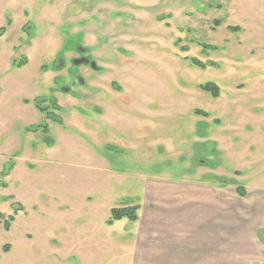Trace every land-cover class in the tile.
I'll list each match as a JSON object with an SVG mask.
<instances>
[{
	"label": "rangeland",
	"instance_id": "374dc122",
	"mask_svg": "<svg viewBox=\"0 0 264 264\" xmlns=\"http://www.w3.org/2000/svg\"><path fill=\"white\" fill-rule=\"evenodd\" d=\"M0 28V264H149L177 226L184 264L264 262V0H0Z\"/></svg>",
	"mask_w": 264,
	"mask_h": 264
},
{
	"label": "crops",
	"instance_id": "0c3cea01",
	"mask_svg": "<svg viewBox=\"0 0 264 264\" xmlns=\"http://www.w3.org/2000/svg\"><path fill=\"white\" fill-rule=\"evenodd\" d=\"M195 198H198L197 202L200 200L201 203H203V197L201 196H195ZM195 202V201H193ZM183 203H186L185 205L180 206L179 212H181L182 216L180 218L181 222L188 224H198L199 221V215L196 211L190 212L189 210V203L188 201L185 202L183 199ZM182 204V203H181ZM200 210V208H197V211ZM199 212V211H198ZM177 213L174 212L173 209L171 210V213ZM264 219V218H262ZM179 228H176V231L174 233H171L170 238H166V244L160 246H155V243L153 244L152 239L150 240L149 244V260L151 261L149 264H184L183 260H186L189 257V253L192 254L190 256L196 257L197 253L196 251H203L205 249V234L203 229L196 228L195 233H193V237L190 238V228L184 227V226H177ZM264 227V226H263ZM178 236L177 238H174L175 236ZM200 236V241H199ZM180 237V238H179ZM157 239L155 238V241ZM170 242V245H169ZM259 247L264 248V243H260ZM264 260V258H263ZM257 263V262H256ZM258 264V263H257ZM264 264V262H262Z\"/></svg>",
	"mask_w": 264,
	"mask_h": 264
},
{
	"label": "trees",
	"instance_id": "16d2710c",
	"mask_svg": "<svg viewBox=\"0 0 264 264\" xmlns=\"http://www.w3.org/2000/svg\"><path fill=\"white\" fill-rule=\"evenodd\" d=\"M230 30H234L233 28H229ZM0 32H4V28H0ZM186 48H183V50H185ZM190 62H192L193 65L195 66H199V67H203L204 64H201L200 62H198L197 60L191 58L190 59ZM25 63V62H24ZM198 88L203 91V92H206L208 93L212 98L216 99L218 98L219 96V88L214 84V83H211V82H208V83H205V84H200L198 86ZM35 107L40 111L42 112L45 117L47 118H52L53 120L57 121V119L55 117H52V115L54 114V111H52L51 109L52 108H49V107H44L43 106V103H42V100H35ZM53 104V102H52ZM54 109H58L56 106L54 107ZM194 114L196 115H199V116H206L207 114L204 112V111H201V110H195L194 111ZM46 124H43L42 125H37L35 127L34 130L38 129L39 127H45ZM12 168V165H10L6 170H10ZM237 192L239 193L240 196H243L245 195V192L243 191V189H241L240 187H237ZM139 209V207H133V208H124V209H113L111 210V218L109 220V223L113 222V221H118V220H121L123 218H127L128 220L134 222L136 219H137V216H136V212L137 210ZM1 217V216H0ZM13 217H10L8 222H7V225H6V229L9 228V225L10 223L13 221Z\"/></svg>",
	"mask_w": 264,
	"mask_h": 264
},
{
	"label": "flooded vegetation",
	"instance_id": "af4514ba",
	"mask_svg": "<svg viewBox=\"0 0 264 264\" xmlns=\"http://www.w3.org/2000/svg\"><path fill=\"white\" fill-rule=\"evenodd\" d=\"M74 61H75L74 64L80 61V62H84V64H85V63H89V66H90V67L93 66V64H90L91 62H89V61H88L87 59H85L84 57H80V58H78V60L75 59Z\"/></svg>",
	"mask_w": 264,
	"mask_h": 264
}]
</instances>
